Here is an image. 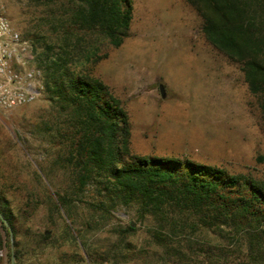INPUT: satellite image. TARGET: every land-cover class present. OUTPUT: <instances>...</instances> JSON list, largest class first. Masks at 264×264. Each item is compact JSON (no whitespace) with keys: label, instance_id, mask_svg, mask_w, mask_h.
<instances>
[{"label":"rangeland","instance_id":"374dc122","mask_svg":"<svg viewBox=\"0 0 264 264\" xmlns=\"http://www.w3.org/2000/svg\"><path fill=\"white\" fill-rule=\"evenodd\" d=\"M4 2L12 24L36 42L38 53L45 44L57 45L47 23L48 7L34 0ZM201 26L185 0H132L130 36L119 48H105L108 57L92 74L122 101L132 154L207 164L264 184L259 101L249 92L241 66L210 45ZM59 113L43 92L0 113V195L15 215L18 264H209L203 253L190 249V230L163 247L153 245L152 221L139 220L135 206L117 207L107 221L85 202L75 203L72 217L50 206L49 198L63 194L71 180L70 170L57 162V139L50 136L64 119ZM128 225L134 230L121 240L120 230ZM43 233L51 237L38 246ZM0 237V264H10L1 221ZM199 238L222 243L232 253L229 264H245L237 240L206 232Z\"/></svg>","mask_w":264,"mask_h":264},{"label":"trees","instance_id":"16d2710c","mask_svg":"<svg viewBox=\"0 0 264 264\" xmlns=\"http://www.w3.org/2000/svg\"><path fill=\"white\" fill-rule=\"evenodd\" d=\"M34 1L48 7L57 43L38 53L30 39L43 94L64 114L50 135L60 146L57 162L71 172L66 191L50 197V206L72 217L75 203L85 202L104 221L119 206H135L139 220L152 221L148 236L156 247L190 230V249L209 264H229L231 251L200 239L206 232L240 242L245 264H264V184L207 164L131 153L127 111L92 68L108 57L105 48H119L130 36L132 0H64L58 8L59 0ZM185 1L200 17L206 41L241 66L264 118V0ZM0 214L8 223L1 222L8 256L13 253L18 264L15 215L1 195ZM133 230L132 225L120 230L121 240ZM39 237L37 245L43 246L51 233Z\"/></svg>","mask_w":264,"mask_h":264},{"label":"built area","instance_id":"2783aa9c","mask_svg":"<svg viewBox=\"0 0 264 264\" xmlns=\"http://www.w3.org/2000/svg\"><path fill=\"white\" fill-rule=\"evenodd\" d=\"M43 89L33 45L12 24L0 0V113L35 101Z\"/></svg>","mask_w":264,"mask_h":264},{"label":"water","instance_id":"95a60500","mask_svg":"<svg viewBox=\"0 0 264 264\" xmlns=\"http://www.w3.org/2000/svg\"><path fill=\"white\" fill-rule=\"evenodd\" d=\"M159 92H160V95H161L162 98L166 97V92H165V89H164V85H162V84L159 85ZM0 221L3 222L6 227H8V223L2 217L1 214H0ZM10 264H14V255H13V253L11 254V257H10Z\"/></svg>","mask_w":264,"mask_h":264}]
</instances>
